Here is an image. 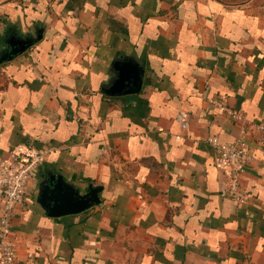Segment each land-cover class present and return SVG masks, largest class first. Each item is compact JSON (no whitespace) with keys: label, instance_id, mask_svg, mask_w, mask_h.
I'll use <instances>...</instances> for the list:
<instances>
[{"label":"crops","instance_id":"0c3cea01","mask_svg":"<svg viewBox=\"0 0 264 264\" xmlns=\"http://www.w3.org/2000/svg\"><path fill=\"white\" fill-rule=\"evenodd\" d=\"M259 125L264 0H0V148L47 154L14 213L15 264H264ZM238 141L244 204L217 150ZM51 177L100 203L48 217Z\"/></svg>","mask_w":264,"mask_h":264},{"label":"built area","instance_id":"2783aa9c","mask_svg":"<svg viewBox=\"0 0 264 264\" xmlns=\"http://www.w3.org/2000/svg\"><path fill=\"white\" fill-rule=\"evenodd\" d=\"M210 105L226 113L234 121H245L244 116L230 108L224 97L211 99ZM257 130L264 135V125ZM1 145V136H0ZM217 150L221 161L228 169L229 180L227 192L239 204L248 201L242 189L241 179L250 162L248 146L240 141L232 144L218 145ZM47 154L32 150L29 154L12 152L4 154L0 148V264H15L17 250L9 240L12 232V220L15 211L25 202L26 188L39 165L44 162Z\"/></svg>","mask_w":264,"mask_h":264},{"label":"water","instance_id":"95a60500","mask_svg":"<svg viewBox=\"0 0 264 264\" xmlns=\"http://www.w3.org/2000/svg\"><path fill=\"white\" fill-rule=\"evenodd\" d=\"M137 81L138 83H136ZM133 86L112 95H126L138 92L141 87V79L138 75L133 82ZM40 202L48 217L58 219L82 214L94 205L99 204L100 200L96 190L80 194L76 188L65 185L60 178L54 179L51 177L48 181L46 180Z\"/></svg>","mask_w":264,"mask_h":264}]
</instances>
